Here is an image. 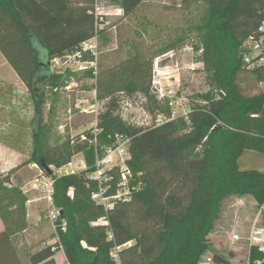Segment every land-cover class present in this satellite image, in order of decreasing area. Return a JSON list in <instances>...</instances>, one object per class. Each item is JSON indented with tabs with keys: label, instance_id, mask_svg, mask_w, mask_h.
<instances>
[{
	"label": "trees",
	"instance_id": "16d2710c",
	"mask_svg": "<svg viewBox=\"0 0 264 264\" xmlns=\"http://www.w3.org/2000/svg\"><path fill=\"white\" fill-rule=\"evenodd\" d=\"M82 1L79 7L75 0H0V51L37 105L31 160L47 171L50 165L60 168L76 153H85L86 169L55 177L58 245L68 264H197L210 249L208 236L224 215L227 202L250 194L259 205L264 204V172L241 170L238 165L245 150L264 153V92L260 87L264 62L260 56L246 57L244 48L249 37L259 34L264 0H208L210 16L203 29L209 38L201 62L211 69L214 91L200 94L201 102L189 105L186 116L154 128L134 125L119 115V93L130 90L129 85L113 83L105 88L101 82L108 99L98 116L101 146L81 141L79 136L78 143L73 138L50 147L42 132L41 96L44 87H57L62 76L50 72L49 63L101 32L96 28V0ZM143 1L120 0V6L129 15ZM128 68L123 76L135 79L137 91L155 105L150 113L160 109L170 116L172 109L161 106L152 93V63L129 64ZM118 133L131 138L129 165L141 189L130 202L107 212L92 199L98 184L88 174L95 168L97 153H103L102 146L111 145ZM176 183L185 190L183 196L167 192ZM135 203L146 214L145 220L156 222L153 238L146 230L134 228L129 209ZM4 212L0 204V214ZM103 217L108 224L96 223ZM14 235L9 225L0 231V264H24ZM130 241L135 243L123 247ZM54 247L30 254V264H55ZM262 258L264 254L253 247L251 262ZM214 259L217 264H231L218 254Z\"/></svg>",
	"mask_w": 264,
	"mask_h": 264
},
{
	"label": "rangeland",
	"instance_id": "374dc122",
	"mask_svg": "<svg viewBox=\"0 0 264 264\" xmlns=\"http://www.w3.org/2000/svg\"><path fill=\"white\" fill-rule=\"evenodd\" d=\"M75 2V6L83 5L82 0ZM93 8L96 28L101 32L84 43L94 53H81V45L49 63L50 72L60 74L62 79L57 87H44L41 96L42 132L47 145L58 146L73 138L78 143L81 134L90 132L96 116L106 108L108 99L104 87L113 83L130 87L127 92L119 93L120 117L137 126L151 124L152 116L161 110L154 109L150 114L151 106L155 108V105L137 91L135 79H125L123 75L128 74L129 64L151 62L152 82L155 79L160 83L155 85L158 95L162 91L170 95L169 91L174 90L170 96L177 92L176 97L184 100L185 105L201 102L200 94L214 91L209 81L211 69L201 62L205 41L209 38L203 29L210 16L208 0H144L129 15L122 10L120 0H96ZM244 48L248 58L259 52L251 43L246 42ZM156 62L160 71L155 69ZM262 88L264 92V85ZM159 103L169 106L164 101ZM184 106L173 110L186 116L190 109ZM36 117L37 105L32 92L0 51V204L5 211L0 214V231L6 225L14 229L13 242L24 264H30V254L49 245L57 248L55 264H68L63 248L58 245L60 239L53 218L59 211L43 185L55 166H49L50 173L36 167L31 160L32 125ZM84 154L80 151L72 157L71 168L82 170ZM70 192L73 196L72 189ZM167 192L185 194L177 183L168 186ZM239 197L226 203L224 215L208 236L211 246L206 255L218 254L231 264H248L252 226L248 219L237 220V213L240 218L244 217L242 212L233 210ZM129 213L134 228L146 230L153 238L157 224L145 220L140 204H133ZM134 243L130 241L123 247Z\"/></svg>",
	"mask_w": 264,
	"mask_h": 264
},
{
	"label": "built area",
	"instance_id": "2783aa9c",
	"mask_svg": "<svg viewBox=\"0 0 264 264\" xmlns=\"http://www.w3.org/2000/svg\"><path fill=\"white\" fill-rule=\"evenodd\" d=\"M259 34L257 37H249L246 41L247 43L254 44L256 48L259 49V52L256 56H260V61L264 62V20L262 21L259 27ZM245 42V43H246ZM82 52L81 53H94L95 50L86 46L85 43H82ZM83 56V55H82ZM60 58V57H59ZM59 58L54 59L58 61ZM86 67L85 65H83ZM83 67V68H84ZM156 70L158 69L159 64L156 62L155 66ZM160 85L155 79L152 82V90L156 94L159 101L167 102V104L172 108V114L167 116L163 113L157 114V116H152L153 121L151 124H142L144 128H154L164 124L167 121L173 120L177 117H180L173 107L176 106H184L186 103L184 100H180L179 97H176L177 92L174 93V90L169 91L170 95H168L165 91L157 93V86ZM163 89V86H159ZM167 97H170L169 99ZM184 109H189V105H185ZM84 112H88V110L84 109ZM187 111V110H185ZM94 112V111H92ZM186 113V112H185ZM151 114V113H150ZM98 123V115L94 120L93 127L90 128L91 136H88L86 133L81 134L82 141H88L90 145H94L95 147L100 146L99 133L101 130L97 127ZM62 131H64V126H61ZM131 138L125 134H115L113 137V143L111 145H103V153H97L95 168L88 174V177L91 181L97 182L98 189L92 194V199L98 204L102 205L107 212L113 210L117 204L119 203H127L133 199V195L135 192H138L141 189V184L137 182L135 174L129 165V161L132 158V154L130 152ZM36 167H39L35 163ZM71 162L65 166L60 168L53 169V173L50 174L47 180H44L43 185L45 190L48 192L49 199L53 200L54 194V176H61L64 174H69L72 172L80 171L79 169L71 168ZM87 165L80 169H86ZM137 182V183H136ZM58 214H54L53 218H57ZM96 223L108 224L105 218L99 219ZM65 224V223H64ZM250 251L253 247L257 248L259 252L264 254V228L254 227L251 231L250 237ZM197 264H217L212 255H204ZM248 264H252L249 262ZM253 264H264V258L258 259Z\"/></svg>",
	"mask_w": 264,
	"mask_h": 264
},
{
	"label": "crops",
	"instance_id": "0c3cea01",
	"mask_svg": "<svg viewBox=\"0 0 264 264\" xmlns=\"http://www.w3.org/2000/svg\"><path fill=\"white\" fill-rule=\"evenodd\" d=\"M264 82L261 83V89ZM238 165L241 170H258L264 172V153L255 150H245L238 160ZM235 206L233 210L242 212L244 217H239L237 213V220L248 219L251 223V230L253 227L264 228V204L261 206L256 199L248 194L240 196L239 200L235 199ZM250 230V232H251Z\"/></svg>",
	"mask_w": 264,
	"mask_h": 264
},
{
	"label": "water",
	"instance_id": "95a60500",
	"mask_svg": "<svg viewBox=\"0 0 264 264\" xmlns=\"http://www.w3.org/2000/svg\"><path fill=\"white\" fill-rule=\"evenodd\" d=\"M220 95L223 96V92H220ZM48 168H49V167H48ZM48 168H47V170H48L50 173H52V171L49 170Z\"/></svg>",
	"mask_w": 264,
	"mask_h": 264
}]
</instances>
